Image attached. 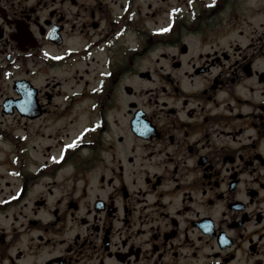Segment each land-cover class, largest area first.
Instances as JSON below:
<instances>
[{"label":"flooded vegetation","instance_id":"flooded-vegetation-1","mask_svg":"<svg viewBox=\"0 0 264 264\" xmlns=\"http://www.w3.org/2000/svg\"><path fill=\"white\" fill-rule=\"evenodd\" d=\"M0 264H264V0H0Z\"/></svg>","mask_w":264,"mask_h":264},{"label":"snow or ice","instance_id":"snow-or-ice-1","mask_svg":"<svg viewBox=\"0 0 264 264\" xmlns=\"http://www.w3.org/2000/svg\"><path fill=\"white\" fill-rule=\"evenodd\" d=\"M165 31H166V29H165Z\"/></svg>","mask_w":264,"mask_h":264}]
</instances>
